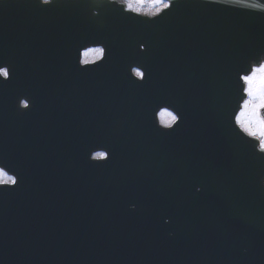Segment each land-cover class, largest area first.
<instances>
[{"label":"water","instance_id":"obj_1","mask_svg":"<svg viewBox=\"0 0 264 264\" xmlns=\"http://www.w3.org/2000/svg\"><path fill=\"white\" fill-rule=\"evenodd\" d=\"M253 4L264 0H173L149 22L106 0H0V68L68 90L67 124L50 130L48 172L0 186V264H264V153L230 121L245 99L239 72L259 67L264 54V11ZM190 26L199 30L174 31ZM174 36L197 39L207 53L196 79L187 75L189 56L176 63L178 88L192 83L194 105L206 102L168 130L155 111L171 99ZM138 39L148 43L144 54ZM98 40L111 59L82 69L81 51L103 47ZM139 60L148 75L130 89L140 111L124 110L122 91ZM208 62L223 74L206 72ZM2 130L4 148L10 136ZM107 150V161H91Z\"/></svg>","mask_w":264,"mask_h":264},{"label":"flooded vegetation","instance_id":"obj_2","mask_svg":"<svg viewBox=\"0 0 264 264\" xmlns=\"http://www.w3.org/2000/svg\"><path fill=\"white\" fill-rule=\"evenodd\" d=\"M183 30L197 31L199 28L194 26L186 28L179 27L174 31ZM176 38L177 36H174V41L172 40L174 47L172 49L173 56L171 58V76L174 78L172 79L170 86V103L173 104L183 115L182 121H185L186 119H189V117H193L194 114L198 115L202 111V107L205 105L206 100H204L201 105H194V102L198 101L199 97L197 94H194V90L189 89L192 83L186 89L178 88L177 79H179V77L177 78L176 63H183L189 56L190 66L187 69V75L191 80L196 79L200 74V69L197 65L202 57L207 53H201V49L199 48L200 41L195 38L186 37L179 38L178 40ZM176 45H179V48H177ZM87 51L88 50L82 52L81 60L84 59V53ZM96 62L98 61L90 60L89 64ZM133 68H137V66L131 67L129 73L131 81H126L124 90L122 91V95L124 96L123 109L140 111V100L133 97L136 92L135 90L130 89V86H132L135 82H137L136 80L139 79L134 75L132 71ZM15 72L16 70H14L10 75L8 87L3 89L0 88V128L3 126L2 131L6 132L10 136V145L4 148H1L0 146V157L4 155L8 158V169L13 172L9 173V175L15 174L18 176L25 174L29 177H40L47 173L49 169V142L53 141L55 137L53 135L50 136V130H59L60 128H64L67 124L65 121L66 105L64 91L68 90L49 89L48 78L43 77L42 75ZM206 72H210L213 76L218 74L222 75L224 68L217 67L215 63L208 62L206 64ZM226 72L227 77L230 78V72L227 70ZM180 85H182V83H180ZM99 92L103 95L107 92V90ZM70 93L71 92L67 94ZM76 93L79 101L73 94V127L75 129L74 140L78 141V128H80V93ZM21 97H25L30 100L31 106L28 109H20L18 107V100ZM210 101L212 104L215 103L214 100ZM75 106L76 108L78 106V109H76ZM169 110L174 112L172 109ZM232 111L231 114L234 112ZM174 114L176 113L174 112ZM16 127V133L14 134V129ZM181 134H183V132ZM1 150L4 151L2 155Z\"/></svg>","mask_w":264,"mask_h":264},{"label":"snow or ice","instance_id":"obj_3","mask_svg":"<svg viewBox=\"0 0 264 264\" xmlns=\"http://www.w3.org/2000/svg\"><path fill=\"white\" fill-rule=\"evenodd\" d=\"M110 3L122 4L123 7H120V13H135L137 17H141V12H137L134 8L128 7L126 3L118 2V0H109ZM217 3H223V0H214ZM239 0H233V3H237ZM157 4H163L164 6L159 9L158 12L153 13L149 17H158L160 13H164V10H169L173 5V0H155ZM48 4V3H45ZM254 9H259L264 11V5L262 4H253L251 5ZM98 12L93 13V15H98ZM148 16V15H147ZM149 22L152 19H148ZM95 44L103 45V47H96L94 49L89 48L87 52L84 53V59L79 61V66L82 69H85V66L89 65V61H99L102 63L105 60L111 59V53L109 51V44L104 40L94 41ZM135 47L137 54H144L148 51V43L142 39L135 41ZM259 60L261 61L259 67L253 66L251 72L245 74V71H240L238 74L239 82H243L242 91L246 94L247 99H244L243 102L239 105V111H237V106L234 112L231 114V122L234 127V130L237 131V134L243 132L247 137H258L259 138V147L255 145V148L264 153V118L261 117L260 112L264 110V79H257V73L264 69V54H261ZM81 65H84L83 67ZM133 65V64H131ZM131 65L129 67H131ZM137 68H133L132 71L136 77L139 79L136 80L139 83H143L147 78V69L146 66L142 64H137ZM143 69L144 71H140ZM0 75L4 77L0 81H8L10 79V68H0ZM240 88V92H241ZM31 106L29 99L21 97L18 100V107L20 109H28ZM155 111V115L159 118L160 125L164 127L161 129H173V126H179L180 122L183 120V115L175 108L170 102L160 103ZM169 109L174 110L170 111ZM239 129V131L237 130ZM243 138H246L245 135H242ZM111 156L110 151H99L93 152L91 161H107ZM7 170V171H6ZM13 173L9 171L7 162L0 158V186H14L18 183V177L14 175H9ZM201 188L197 185L195 191L199 192ZM135 205V204H132ZM166 218V217H165ZM168 220V218H167ZM166 223V222H165Z\"/></svg>","mask_w":264,"mask_h":264},{"label":"clouds","instance_id":"obj_4","mask_svg":"<svg viewBox=\"0 0 264 264\" xmlns=\"http://www.w3.org/2000/svg\"><path fill=\"white\" fill-rule=\"evenodd\" d=\"M42 3H49L50 0H41ZM118 2L126 3L128 7L134 8L137 12H141L143 14H146L148 16L153 15V13L158 12L161 7H163V4H157L155 3V0H118ZM223 3H233V0H223ZM264 5V4H262ZM257 79H264V69H261L257 73ZM261 184H264V177H261ZM130 208H135V205L130 204ZM165 222L167 223V217L165 218ZM171 235V233H169Z\"/></svg>","mask_w":264,"mask_h":264}]
</instances>
